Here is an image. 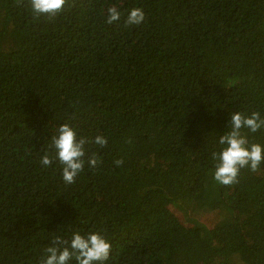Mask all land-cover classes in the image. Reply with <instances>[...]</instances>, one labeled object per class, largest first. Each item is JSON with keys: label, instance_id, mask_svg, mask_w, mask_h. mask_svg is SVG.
Instances as JSON below:
<instances>
[{"label": "trees", "instance_id": "16d2710c", "mask_svg": "<svg viewBox=\"0 0 264 264\" xmlns=\"http://www.w3.org/2000/svg\"><path fill=\"white\" fill-rule=\"evenodd\" d=\"M135 7L145 20L125 27ZM9 25L0 264H39L53 236L76 230L107 238L105 264H264V163L223 186L211 155L233 112L264 118V0H68L54 18L0 0V32ZM63 123L108 141L86 145L101 162L73 184L58 161L40 163ZM242 131L264 147V128Z\"/></svg>", "mask_w": 264, "mask_h": 264}, {"label": "clouds", "instance_id": "9594fccd", "mask_svg": "<svg viewBox=\"0 0 264 264\" xmlns=\"http://www.w3.org/2000/svg\"><path fill=\"white\" fill-rule=\"evenodd\" d=\"M19 6L24 0H15ZM68 0H27L34 18L47 15L56 17L64 11ZM121 18V12L116 4H110L106 9V23L113 24ZM145 20L142 8H132L124 22L125 27L139 25ZM264 128V118L259 111L249 114L236 111L231 114L228 130L219 137L222 146L218 152H212V159L216 161L213 179L223 186H231L239 182L241 169L247 168L256 172L264 163V147L259 143H250L248 136L242 130L257 133ZM94 143L101 147L107 145V138L96 135L94 139L77 137V132L70 123L61 124L56 133L51 136L49 149L41 157L40 163L50 167L53 161H58L61 166V176L65 184H73L76 177L84 171L85 163L90 168L96 167L101 162L96 152L87 155L86 145ZM117 166L123 164L122 159L114 161ZM45 256L39 264H69L75 260L76 264H105L110 257L111 244L107 238L96 231L81 234L79 230L73 231L70 240H65L59 235L52 238L50 246L44 249Z\"/></svg>", "mask_w": 264, "mask_h": 264}, {"label": "rangeland", "instance_id": "374dc122", "mask_svg": "<svg viewBox=\"0 0 264 264\" xmlns=\"http://www.w3.org/2000/svg\"><path fill=\"white\" fill-rule=\"evenodd\" d=\"M15 35H16L15 29L13 28L12 25H9V27H7L4 32H0V41L1 43L13 41L15 38ZM12 47L13 45L10 47H4L2 44H0V52L2 53L6 52L10 50ZM186 218L189 222L191 220H196V221L201 222L202 220V217L200 216L199 211L198 210L196 211L195 209H191V210L187 209Z\"/></svg>", "mask_w": 264, "mask_h": 264}]
</instances>
